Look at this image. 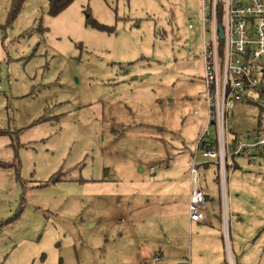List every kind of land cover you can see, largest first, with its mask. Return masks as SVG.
<instances>
[{"label":"rangeland","instance_id":"374dc122","mask_svg":"<svg viewBox=\"0 0 264 264\" xmlns=\"http://www.w3.org/2000/svg\"><path fill=\"white\" fill-rule=\"evenodd\" d=\"M13 4L0 0V264L220 256L223 231L190 226L181 194L208 112L201 0H74L56 15L24 0L12 16ZM230 121L264 130V105L237 102ZM247 162L228 171V229L235 259L264 264V156Z\"/></svg>","mask_w":264,"mask_h":264},{"label":"built area","instance_id":"2783aa9c","mask_svg":"<svg viewBox=\"0 0 264 264\" xmlns=\"http://www.w3.org/2000/svg\"><path fill=\"white\" fill-rule=\"evenodd\" d=\"M201 12V58L208 112L189 166L192 188L188 212L192 222L209 219L208 199L198 166L214 163L220 171L222 214L227 227L226 182L230 165L233 167L241 156L253 164L264 156V130L242 133L229 126L230 110L237 102L264 105V0H201ZM3 77L0 67V90L4 87ZM163 167V164L159 166ZM151 169L158 170L155 166ZM160 260L156 257L148 264Z\"/></svg>","mask_w":264,"mask_h":264},{"label":"crops","instance_id":"0c3cea01","mask_svg":"<svg viewBox=\"0 0 264 264\" xmlns=\"http://www.w3.org/2000/svg\"><path fill=\"white\" fill-rule=\"evenodd\" d=\"M205 120V119H204ZM246 159V158H245ZM247 163H251L248 159H247ZM164 165V164H163ZM169 165V164H167ZM208 168L211 167L213 168L212 169V174H213V182L216 183L218 185V191H219V194H220V203H219V210L216 212L214 211V213L211 214V212L209 211V219L205 222H197V221H193L194 223H196V225L198 226H201V225H207L206 223H209V221L212 219V221L215 222V224H217V226L219 227V230L223 231L222 233V252L220 254V256H208V261H209V264H243V262L241 261V258L239 256V253L238 255L236 256L237 258L235 259V255H234V245L232 244V237H231V230L228 229V225H229V221H228V225L227 227H225L224 225V222H223V214H222V197H221V183L220 182H217L216 180V177L218 176V173H219V169L217 168L216 164L214 163H209L208 164ZM207 169V167H205ZM173 169L171 168L169 171H172ZM201 172V170H200ZM190 179H191V176H190ZM190 179L186 182L187 184V187H186V190H185V186H183V191H181V194L185 196L187 202H188V205H189V196H190V192H191V188H192V184L190 182ZM201 184H202V179H201ZM202 187H203V184H202ZM204 190V188H203ZM205 194H206V197L207 199L208 196H211V192H206L204 190ZM226 199H227V193H226ZM221 206V207H220ZM220 209H221V214H222V218H221V214H220ZM188 215H189V212H188ZM189 222H190V226L193 224V222L191 221V218H190V215H189ZM157 257H160V256H157ZM240 258V260H239ZM160 259L162 260V258L160 257ZM160 260V261H161ZM159 261V262H160ZM224 262V263H222Z\"/></svg>","mask_w":264,"mask_h":264},{"label":"trees","instance_id":"16d2710c","mask_svg":"<svg viewBox=\"0 0 264 264\" xmlns=\"http://www.w3.org/2000/svg\"><path fill=\"white\" fill-rule=\"evenodd\" d=\"M11 1L14 2L13 10H12V13H13L12 16H14L20 10L24 0H11ZM50 1H51L50 13L52 15H56V14L60 13L65 7L69 6L72 2H74V0H50ZM13 18H15V17H13ZM91 23L94 27L96 26L98 29H101V30L110 31L113 29V27H111V26L109 27L107 25L101 24L100 22H98L96 20L92 21ZM9 164H10L9 162L8 163L7 162H5V163L0 162V165H4V167H6V165H9ZM208 164L209 163L204 164V167H207ZM217 168H218V166H217ZM216 180H217V182H220V171L218 173V176L216 177ZM208 198H210V196H208ZM220 214H221V209H220ZM221 218H222V214H221Z\"/></svg>","mask_w":264,"mask_h":264},{"label":"water","instance_id":"95a60500","mask_svg":"<svg viewBox=\"0 0 264 264\" xmlns=\"http://www.w3.org/2000/svg\"><path fill=\"white\" fill-rule=\"evenodd\" d=\"M221 37H223V31H222V29H221ZM108 174V173H107Z\"/></svg>","mask_w":264,"mask_h":264}]
</instances>
